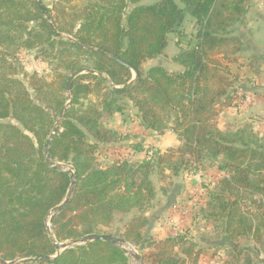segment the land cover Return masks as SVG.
I'll list each match as a JSON object with an SVG mask.
<instances>
[{
    "label": "trees",
    "instance_id": "trees-1",
    "mask_svg": "<svg viewBox=\"0 0 264 264\" xmlns=\"http://www.w3.org/2000/svg\"><path fill=\"white\" fill-rule=\"evenodd\" d=\"M39 1L60 36L33 0H0V260L129 262L117 246L100 241L56 256L45 227L71 183L66 170L46 163L45 142L67 102L70 76L91 71L102 76L81 74L72 81L70 106L49 146L51 161L70 166L76 182L69 203L52 216L55 242L104 235L99 227L111 221L113 212L141 208L152 197L150 175L154 167H161L164 154L155 151L157 162L112 161L105 167L94 159L99 149L123 143L101 120L133 108L146 130L158 135L169 131L180 143L166 151L170 156L162 171L175 176L208 164L226 174L218 182L220 193L211 198V217L218 220L229 248L225 264H252L254 245L264 242V209L243 194L257 192L264 199V139L250 123L236 130L216 126L218 114L233 106L244 80L230 70L243 50L233 30L251 0H159L147 5L141 0H57L52 7ZM186 16L194 20L195 33L173 58L180 70L169 72L159 65L144 70L146 63L161 57L169 36L180 34ZM78 44L120 59L138 80L114 92L113 87L133 79L132 71ZM21 50L35 51V57L51 67L50 82L28 77L35 99L20 78L15 56ZM259 62L252 57L248 66L253 69ZM130 147L134 152L144 150L140 144ZM148 224L144 217L132 219L125 225L123 240L141 251L152 249L153 264H187L194 247L188 238L153 240L143 232ZM243 239L253 248L241 247L238 242Z\"/></svg>",
    "mask_w": 264,
    "mask_h": 264
},
{
    "label": "rangeland",
    "instance_id": "rangeland-1",
    "mask_svg": "<svg viewBox=\"0 0 264 264\" xmlns=\"http://www.w3.org/2000/svg\"><path fill=\"white\" fill-rule=\"evenodd\" d=\"M41 1L47 7H52L53 3L56 2L57 0H41ZM157 1L159 0H141V4H146V5L153 4ZM187 19H191V18L187 17ZM189 31H190V27L189 25L186 24V18H185L180 34L179 35L173 34L170 35L168 38V45L165 50L167 57L164 58L163 56H161L156 60H154L153 62L145 64L143 66L144 70H146L150 66L159 63L160 65L164 66V68L167 71L174 72L177 68L173 65L171 61L172 56L175 53H177L180 48L182 49L186 48V44L188 43V36L186 35V32L188 33ZM15 59L21 69L20 78L24 80L27 86H28V77L31 75H34L36 80L40 79L46 82L52 81L53 74L51 71V67L46 61L40 58H36L35 51L21 50L16 54ZM257 66L258 67H255L253 69H251L250 67L248 68L249 73L247 78H245V75L241 74L240 71L239 72L233 71L231 67L230 70L233 74H238L239 76H241L244 79L243 80L244 83H246L247 81L249 86H255L254 84L255 77L258 78L259 83H264V68L260 67V65ZM23 75H25V77ZM28 88L32 98L35 99V95L31 87L28 86ZM134 113H135L134 111L130 113V115H128L127 120H125L126 118L124 119L125 121L120 117L121 114H117V116L114 117V119L111 120L110 123L109 122L106 123L105 120L103 119L101 120L102 126H104L105 128L107 126H110L112 131L115 132L121 138L122 142L126 140V141H131L132 142L131 145H135V144L142 145V143H139L140 142L139 139L142 137V134L137 129L138 125H135L136 120H134L135 117ZM106 120H108V118ZM255 120L257 123L262 124V119L256 118ZM133 123L136 129L133 128ZM244 123H250V122H242L238 126L235 125L234 127L240 128ZM124 125H126L127 127H132L129 132L127 131L128 133H120L118 131L119 129L123 128ZM256 131H258V128L256 129ZM144 146H146L147 149V154L145 156L147 159H150L152 162L158 161L155 156L156 154L155 151L165 155L163 162L160 164L161 167L160 168L154 167L153 172L150 175V180L153 188L152 197L149 199L148 203L141 208L138 207L132 208L124 213H120L116 211L113 212L111 221L107 225L99 227L100 232L103 233L104 235H106V233H108L109 235H113L115 233L117 237L123 240L122 236L125 231V225L129 221L137 217H144L146 219H149L150 216L154 215L156 219H158L159 217L157 228L160 230L166 228L167 232L162 231L164 235H158L155 232H153L151 233L152 235H148L147 237H150L153 240H159V239L163 240L168 237H176L178 235H184L185 237H187L190 243L194 245L192 249L193 253L191 258L188 260L186 259L187 264H225L226 262H228L230 260L229 248L222 239L224 235H222L221 229L219 228L218 220H216L213 216L211 217V214L213 213L212 206L210 203L212 200L211 198L215 194L220 193L217 183H215L213 180H212L213 182L209 183L208 179H205L204 177H200L198 182L194 181L195 180L194 172L195 174H197L198 171L199 172L201 171L202 174L204 172V170L200 168L199 170H197V172L194 171L195 168H191V170L181 171L175 176L165 170L162 171V168H164L165 166L164 165L165 159H168V156H170V153H166V151L168 149L175 150L179 147V145L172 148L171 147L170 148L163 147L161 149L156 148L155 150H154L155 147H152L149 144H146ZM120 147L121 145H118L116 147L112 146L106 150L99 149L98 152H96V154L94 155L96 164L103 167L104 162H107V164H109L112 161H117V162L126 161L130 164L137 163L136 161L132 160L131 155L133 149L131 147L127 148V150H125L124 148L121 150ZM114 148H116V150H112ZM119 149H120V153H122L123 156L124 153H127L126 160L123 159L121 160L120 155L119 154L116 155L114 153L115 151H119ZM64 166H68V165L65 164ZM64 170H66V168H64ZM186 183L191 185V187H189L188 190L186 188ZM243 195H244L243 197L245 198L249 197L250 200L252 199L256 200L255 205L256 206L259 205L260 208L264 209V199L260 194L255 192L249 196V192H247L244 193ZM169 198L172 201H169ZM250 205L252 206V203ZM173 206H179V208L173 212L172 211ZM161 208H166V209L169 208L168 213H165V215L162 216L161 213H159V210H161ZM169 217L172 218L173 220L172 224L168 223ZM119 225L122 226L121 230L118 229ZM173 229H177V232H174ZM145 230L146 229H144L143 231L144 235H146ZM128 244L133 248L134 252H136L140 257L143 256L142 260H140V263L138 264L154 263V259L152 258L151 255L152 253H154L152 249L150 250L146 248L141 251L136 246L130 243ZM238 244L241 247L249 246L250 248H253L252 243L246 242L244 239L240 240ZM254 246H256L254 247V249L257 251V254L255 253L254 250L255 256H251L252 264H264V242L262 245L256 244ZM178 256L179 258L182 259L184 258L183 255L181 254ZM128 259H129L128 264H137L134 262L133 259L131 258Z\"/></svg>",
    "mask_w": 264,
    "mask_h": 264
},
{
    "label": "crops",
    "instance_id": "crops-1",
    "mask_svg": "<svg viewBox=\"0 0 264 264\" xmlns=\"http://www.w3.org/2000/svg\"><path fill=\"white\" fill-rule=\"evenodd\" d=\"M187 17L189 16H186V24L189 25L190 31L188 33L186 32V35L188 36V42H189L191 37L194 36L195 30H194V20L191 17H190L191 19H187ZM233 35L238 37L241 40V42L243 43V50L242 52H240L239 54L235 56L234 59L236 61L235 63H233V65L230 66L231 69H233V71H236V72L240 71L241 74H244L245 78H247L248 73H249L248 63L252 57L260 58L259 65L260 67L264 68V0H251L249 2L246 8V13L242 19V22L240 24H237L234 27ZM165 50L163 53L164 58L167 57ZM177 53H175L172 56V59H171L172 63H173V58ZM153 61H149L148 63L153 62ZM155 65L162 66L159 63ZM173 65L177 68L174 72H177L180 70V67L178 65H176L175 63H173ZM254 82H255L254 84L256 87L249 86L248 82L246 83L240 82L239 91L236 94L237 98H236V101L233 103V106L221 111L218 114V118L216 121V126L218 129L224 130L226 128H229L232 130H236L238 129L237 126L241 124L242 122H250L253 130L260 137L264 138V124H263L264 123V86H263L264 83H259V80L256 77L254 78ZM133 111L135 112L134 113V116H135L134 120H136L135 125H138L137 129L142 134V137L140 139L138 138L140 140L139 143H142V145L141 144L140 145L144 148V150L141 152L133 151L131 155L132 160L136 162H140L141 160H144L146 158L145 155L147 154V149H146V146H144L146 144H149L152 147H155L154 150L156 148L161 149L163 147L172 148L180 144L179 141L176 139L175 135L169 131L164 132L162 135H158L149 130H146L141 125L139 116L137 115V112L133 108L130 110V112L127 111L126 112L127 114L120 115V117L123 120L125 118H126L125 120H127L128 115H130V113H132ZM116 116L117 114L113 117L108 118V120L105 119V122L110 123V121L113 120L114 117ZM256 118L262 119V124L257 123L255 120ZM235 125H237L236 126L237 128L234 127ZM106 128L112 130L110 126H107ZM131 128L132 127H127L126 125H124V127L119 129L118 131L120 133H128ZM133 128L136 129V127H134V123H133ZM257 128H258V131H256ZM131 143H132L131 141L125 140L121 144L120 149L122 150L124 148L125 150H127V148H130ZM106 165H107V162H104L103 167H105ZM203 170L204 172L203 174H201L202 175L201 177L208 179L209 183L214 181L218 185V182L222 178L226 177L225 173L217 170L216 165L205 164L203 167ZM194 181H196V178ZM189 187H191V185L186 183L187 190ZM169 201H172V200L169 198ZM166 208H161V210H159V213H161L162 216H164L165 213H168L169 208L168 209ZM148 220H149V223L151 224H149L146 229V236L152 235L151 233L153 232H155L158 235H164L163 232L165 231L167 232L166 228L163 230H160L157 228L159 217L158 219H156V217L152 215L149 217ZM118 227H119L118 229L121 230L122 226L119 225ZM177 229H173V231L177 232ZM106 235H109V234L106 233ZM111 236H116V234L114 233Z\"/></svg>",
    "mask_w": 264,
    "mask_h": 264
},
{
    "label": "water",
    "instance_id": "water-1",
    "mask_svg": "<svg viewBox=\"0 0 264 264\" xmlns=\"http://www.w3.org/2000/svg\"><path fill=\"white\" fill-rule=\"evenodd\" d=\"M36 5L38 6V8L41 10V12L45 15V19L46 21L49 23V26L55 31L52 23L49 21V18L48 16L46 15L45 11H44V8L41 4V2L39 0H33ZM129 11V9H128ZM56 32V31H55ZM56 34L58 36H60L57 32ZM70 41H73L71 38H69ZM81 48H84L86 50H89V51H95L103 56H105L106 58H108L109 60L111 61H114L128 69H130L133 73V79L128 82L126 85L122 86V87H113L112 90L114 92H119L123 89H126L127 87L131 86L132 84H134L137 80H138V75L135 71H133L131 69V67L126 64L125 62L121 61L120 59L114 57V56H111L109 55L108 53H105L101 50H95L91 47H88V46H82L80 44H78ZM161 56H164V54H162ZM95 74V75H98V76H102L101 74H98V73H93L91 71H80V72H76L74 73L73 75L70 76L68 82H67V85H66V97H67V102L66 104L63 106L54 126L52 127V130L45 142V146H44V155H45V161L48 165H50L51 167H54V168H59V169H64L66 168V171L70 174V179H71V183H70V187L68 189V192L63 200V202H61L58 206H56L54 209H52L48 215V217L46 218V224H45V227H46V231L48 232L49 234V237L51 239V241L54 243V246L57 250V253H56V256H58L60 253H62L63 251L65 250H69V249H73V248H76V247H79V246H83L85 244H88V243H91V242H96V241H100V242H106V243H110L112 245H115L117 246L119 249H121L124 254L128 257V258H131L134 260L135 263H140V260H141V257L136 253L134 252L133 248L127 243L125 242L124 240H122L121 238L117 237V236H111V235H93V236H87V237H84L82 239H79V240H73V241H70V242H63V243H56L55 240H54V237L52 235V232H53V228H52V216L60 211L61 209H63L70 201L71 197H72V194L74 192V187H75V172L74 170L70 167V166H64V165H60V164H54L51 159H50V154H49V146H50V143H51V140L54 136V134L56 133L57 131V128L67 110V108L70 106V103H71V96H70V87H71V84H72V81L79 75L81 74ZM42 260H49L50 258L49 257H42L41 258ZM13 263V262H12ZM0 264H7V263H4L3 261L0 260ZM8 264H11V263H8Z\"/></svg>",
    "mask_w": 264,
    "mask_h": 264
},
{
    "label": "built area",
    "instance_id": "built-area-1",
    "mask_svg": "<svg viewBox=\"0 0 264 264\" xmlns=\"http://www.w3.org/2000/svg\"><path fill=\"white\" fill-rule=\"evenodd\" d=\"M112 150H116V148H114V149H112ZM118 150V149H117ZM116 155H120V159L122 160H126L127 159V153H124V156L122 155V153H120V149H119V151H115L114 152ZM200 174V175H199ZM202 174V172L200 171H198V173L197 174H195V172H194V177L196 178V181L198 182L199 181V178L202 176L201 175ZM193 175V174H192ZM179 208V206H173L172 207V211L174 212L175 210H177ZM172 222H173V220H172V218H170L169 217V221H168V223H170V224H172Z\"/></svg>",
    "mask_w": 264,
    "mask_h": 264
}]
</instances>
